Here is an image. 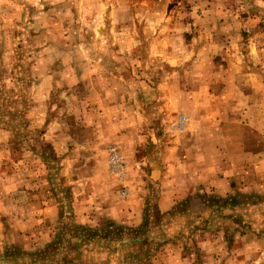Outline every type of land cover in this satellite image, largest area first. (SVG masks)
<instances>
[{"label": "crops", "instance_id": "crops-1", "mask_svg": "<svg viewBox=\"0 0 264 264\" xmlns=\"http://www.w3.org/2000/svg\"><path fill=\"white\" fill-rule=\"evenodd\" d=\"M1 1L8 0H0L2 8ZM260 24L264 29V23L197 24L199 47L188 51L187 68H171L170 84L140 85L153 88L160 101L138 96L125 82L116 86L95 78L90 88L77 84L82 95L74 102L81 113L46 118L52 132L41 133L43 148L31 146L37 165L31 195L23 193L26 201L15 195L20 188L6 190L19 184L18 175L0 176L1 202L29 205L16 220L26 219L25 229H31L24 232L31 239V264L260 263L246 261L243 253L229 257L235 243L245 242L243 249L258 259L264 249ZM195 60L203 62L197 67ZM183 74L207 78L202 84L174 83ZM71 101L53 106L73 107ZM179 115L182 129L172 132ZM109 150L125 160L120 182L108 173ZM21 185L30 189L28 181ZM56 191L61 195L53 215ZM240 225L251 228L244 234ZM215 246L228 255L214 257Z\"/></svg>", "mask_w": 264, "mask_h": 264}, {"label": "rangeland", "instance_id": "rangeland-1", "mask_svg": "<svg viewBox=\"0 0 264 264\" xmlns=\"http://www.w3.org/2000/svg\"><path fill=\"white\" fill-rule=\"evenodd\" d=\"M1 2L4 6L0 8L4 11H0V23L4 26L0 36L5 37L0 40V128L3 127V131L0 129V176L18 175L19 184L6 190H23L15 193L22 202L28 196L23 194L24 191L31 195V175L37 165L36 157L31 156V146L43 148V131L50 133L53 129L46 127L45 119L81 113L80 104L76 107L74 102L82 95L77 84L85 83L90 88L95 78L116 86L125 82L138 96H148V101H160L153 88L142 90L140 85L170 84L171 68H187L188 51L199 47L196 43V38L201 35L199 23H264V0ZM258 32L264 34L263 24ZM247 34L244 30L243 36ZM202 62L195 60L197 67ZM214 62L217 67L222 64L218 60ZM94 72L98 76L94 77ZM206 78L183 74L176 77L174 83L187 84L192 80L202 84ZM66 99L73 100V107L53 106L67 102ZM181 117L184 116L179 115L177 123L171 125L172 132L182 129L180 124L184 121H180ZM24 181L29 182V190L22 187ZM37 191H41V186ZM56 193L51 201L53 215L57 213L55 201L61 195ZM1 199L0 195V264H31V239L24 233L31 229H25L26 219L16 220L29 205L21 202L17 205L11 200L2 203ZM240 227L249 232L251 225ZM14 230L24 231L15 235ZM216 231L221 233L222 230ZM249 237L251 240V235ZM259 239L264 248V237ZM244 244H233L229 257L236 256L235 252L243 253L246 261L255 259L264 264V249L258 259L250 250L243 249ZM12 246L17 250H9ZM213 250L217 251L213 254L217 259L228 255L226 251L221 252V247L215 246Z\"/></svg>", "mask_w": 264, "mask_h": 264}, {"label": "built area", "instance_id": "built-area-1", "mask_svg": "<svg viewBox=\"0 0 264 264\" xmlns=\"http://www.w3.org/2000/svg\"><path fill=\"white\" fill-rule=\"evenodd\" d=\"M184 121V117L180 118ZM181 125V124H180ZM108 171L109 173L119 180H122L126 173V163L124 158L115 150H111L108 156ZM119 196L124 198L127 196V190L124 188L120 191Z\"/></svg>", "mask_w": 264, "mask_h": 264}]
</instances>
